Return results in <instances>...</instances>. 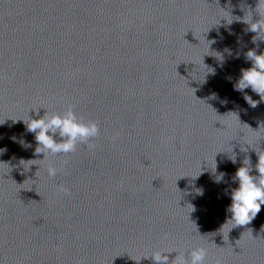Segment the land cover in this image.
I'll use <instances>...</instances> for the list:
<instances>
[{
  "label": "water",
  "instance_id": "95a60500",
  "mask_svg": "<svg viewBox=\"0 0 264 264\" xmlns=\"http://www.w3.org/2000/svg\"><path fill=\"white\" fill-rule=\"evenodd\" d=\"M257 3L0 0V264H172L197 247L264 264V205L242 226L228 211L237 170L258 176L264 156V101L235 89L264 53ZM69 105L99 125L95 148L44 158L27 122Z\"/></svg>",
  "mask_w": 264,
  "mask_h": 264
},
{
  "label": "clouds",
  "instance_id": "9594fccd",
  "mask_svg": "<svg viewBox=\"0 0 264 264\" xmlns=\"http://www.w3.org/2000/svg\"><path fill=\"white\" fill-rule=\"evenodd\" d=\"M255 11L259 19L253 22L251 17L249 21L245 22L249 24L251 32L260 36L261 33H264V0H258ZM253 43H256L255 37L253 38ZM246 57L252 62V67L241 70L242 75L235 85V89L243 91L251 87L252 91L260 96L261 101H264V53L258 55L255 50H249ZM244 98L252 107L256 106L257 102L253 101L250 96L245 95ZM27 130L35 133V139L38 143L35 151L36 153H43L44 158L46 154L57 155L75 152L78 143L86 145L90 149L95 148V144L90 143V141L100 133L97 122H84L75 115L71 105L62 114H49L46 112L39 119H29ZM57 134L62 138L61 142H57L53 138ZM25 146L30 147L31 145ZM3 151H6V149H0V152ZM246 161L247 163L244 161L245 166L240 167L235 174L234 179L239 181V187L233 190L231 195L232 204L228 209L232 214L230 221L235 226L251 223L261 211V205H264V156H259L258 164L256 165L258 176L249 174L250 168L247 166L249 161ZM46 171L49 177H55L57 174V169L51 165ZM220 179L222 177H218L217 182ZM57 190L64 193L68 192V189L63 185H57ZM177 253L178 255L172 260V264H205L207 257V251L203 247L191 250L187 256L183 252ZM151 258L155 264H169L168 256L162 252H155ZM216 264H221V261L218 260Z\"/></svg>",
  "mask_w": 264,
  "mask_h": 264
}]
</instances>
